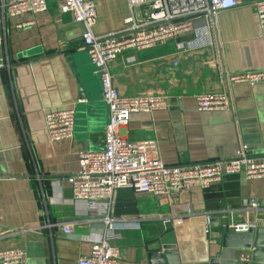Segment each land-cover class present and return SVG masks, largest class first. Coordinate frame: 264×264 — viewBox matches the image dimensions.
<instances>
[{
  "label": "crops",
  "instance_id": "0c3cea01",
  "mask_svg": "<svg viewBox=\"0 0 264 264\" xmlns=\"http://www.w3.org/2000/svg\"><path fill=\"white\" fill-rule=\"evenodd\" d=\"M238 1L218 13L214 24L199 18L188 33L148 49H128L109 62L120 94L168 97L166 108L134 112L119 128L127 141L153 140L167 165L230 158L241 143L264 154V81L224 79L264 69L256 0ZM95 3L97 36L122 31L131 12L138 21L149 16L146 5L131 9L128 0ZM47 4L42 13L0 20V249H23V264H78L105 225L83 203L72 202L66 177L78 169L81 149L103 148L110 111L98 71L83 49L84 25L62 13L60 0ZM219 92L230 94L231 109H197V94ZM65 107L75 110L74 133L53 141L45 113ZM245 201H256L258 208L244 207ZM109 214L120 226L111 240L119 264H168L173 256L166 259L167 245L180 263L238 264L240 254L254 248L224 246L223 234L240 223L264 229V177L249 180L241 171L209 188L167 195L122 187ZM172 216L184 220L180 235L178 225L163 222ZM66 222H73L70 233L63 230ZM153 253L161 256L152 260Z\"/></svg>",
  "mask_w": 264,
  "mask_h": 264
},
{
  "label": "built area",
  "instance_id": "2783aa9c",
  "mask_svg": "<svg viewBox=\"0 0 264 264\" xmlns=\"http://www.w3.org/2000/svg\"><path fill=\"white\" fill-rule=\"evenodd\" d=\"M131 9L146 5L149 16L138 21L133 12L126 18L122 31L103 36L94 34L96 22L95 0H60L62 13H70L76 22L84 25L83 49L87 51L98 71L102 99L109 107L110 118L105 130L104 146L100 150L81 149L78 169L66 178L72 188V202L83 203L89 215L103 220L105 229L97 238L91 239V250L81 256L78 264H119V253L111 240L119 235L120 226L109 214L114 193L122 187L153 195H167L171 191L191 190L195 187L209 188L226 175L244 172L249 180L264 177V154L255 153L246 143H241L230 158L213 161L167 165L159 156L153 140L127 141L119 128L126 125L134 112H150L166 108L165 95L120 94L113 83L109 62L128 49L144 50L165 43L191 31L195 21L202 18L215 22L218 13L235 8L238 0H128ZM254 6L258 21L264 28V0H256ZM48 8L47 0H2L0 20L5 16L23 13H42ZM32 23V20L28 21ZM227 84L264 81V69L230 73L224 76ZM197 109L219 111L231 109L228 92L197 94ZM75 110L73 107L49 110L45 113L48 136L53 141L72 137ZM244 207L258 208L256 201H245ZM189 208L185 207V210ZM190 210V209H189ZM164 224L181 225L182 217H166ZM207 217L206 232L210 233ZM65 233L72 231L73 222L63 225ZM248 223L232 224L235 232L249 230ZM25 251L21 248L0 249V264H23ZM238 264H260L250 251H244Z\"/></svg>",
  "mask_w": 264,
  "mask_h": 264
},
{
  "label": "water",
  "instance_id": "95a60500",
  "mask_svg": "<svg viewBox=\"0 0 264 264\" xmlns=\"http://www.w3.org/2000/svg\"><path fill=\"white\" fill-rule=\"evenodd\" d=\"M234 222L235 219L233 220ZM230 223V220H229ZM183 227L181 225L174 226V230L178 235L181 233V229ZM223 245L224 246H234L243 249H251L252 246V256L256 262H264V229L258 228L253 230L249 228V231L246 232H235L233 229H229L226 233L223 234ZM172 245H167L165 248L167 249L164 253L166 255V259L168 257L173 256L172 261L168 264H218V261L215 259H211L206 262H198V263H180L177 255H174V252H171L169 249L172 248ZM157 253L152 254V260L160 257ZM54 264V263H52Z\"/></svg>",
  "mask_w": 264,
  "mask_h": 264
}]
</instances>
